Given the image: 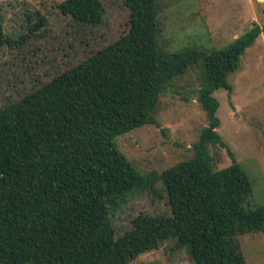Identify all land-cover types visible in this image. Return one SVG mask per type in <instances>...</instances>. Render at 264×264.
Masks as SVG:
<instances>
[{
    "label": "trees",
    "instance_id": "trees-1",
    "mask_svg": "<svg viewBox=\"0 0 264 264\" xmlns=\"http://www.w3.org/2000/svg\"><path fill=\"white\" fill-rule=\"evenodd\" d=\"M144 15L115 41L0 109V264H130L169 239L195 264H247L238 237L264 231V205L246 206L248 174L237 161L216 169L209 146H227L214 93L232 91L228 76L261 27L227 48L169 53L159 44L157 11ZM195 66L209 123L194 156L159 175L142 174L116 139L159 125L162 94ZM157 179L171 212L138 214L117 237L112 212L136 191H156Z\"/></svg>",
    "mask_w": 264,
    "mask_h": 264
},
{
    "label": "rangeland",
    "instance_id": "rangeland-1",
    "mask_svg": "<svg viewBox=\"0 0 264 264\" xmlns=\"http://www.w3.org/2000/svg\"><path fill=\"white\" fill-rule=\"evenodd\" d=\"M155 9L160 47L218 50L259 25L261 33L218 89V132L227 146L210 145L216 169L237 161L252 181L246 206L264 205V0H0V109L34 87L81 62L129 31ZM138 10H140L138 12ZM142 12L141 16L140 13ZM8 38L11 41H8ZM201 69L192 67L162 94L155 118L116 139L117 147L142 174L164 170L194 156L208 116L198 101ZM136 191L112 212L116 236L132 228L138 214L170 213L164 183ZM247 264H264V231L238 237ZM130 264H195L185 247L169 239Z\"/></svg>",
    "mask_w": 264,
    "mask_h": 264
}]
</instances>
